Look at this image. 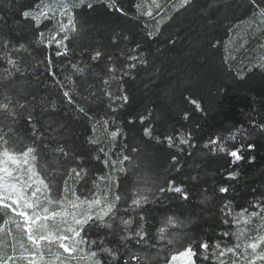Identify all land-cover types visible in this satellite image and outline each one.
I'll use <instances>...</instances> for the list:
<instances>
[{
	"label": "trees",
	"instance_id": "1",
	"mask_svg": "<svg viewBox=\"0 0 264 264\" xmlns=\"http://www.w3.org/2000/svg\"><path fill=\"white\" fill-rule=\"evenodd\" d=\"M45 2L50 3L51 0ZM88 2L93 4L91 9L82 6L76 12L80 31L69 46L70 54L56 57L58 49L55 44L46 48L35 43L41 31L45 34L46 43L55 33L53 25L45 22L40 29H36L33 22L19 16L21 10L39 3V0H0V41L9 39V47L24 44V49L12 55L21 61V67L26 70L22 76L17 75L11 81H4L0 93L7 89V94L15 96L22 89L28 101H35V115L39 118L37 123L41 131L45 127L58 130L60 139L50 147L62 144L74 155L84 154L86 150L93 153L96 151L95 146L85 144L86 138L93 135L91 128L94 124L95 136L106 147H110L102 120L115 116L128 145L139 149L134 156L135 166L121 182V191L129 196L133 188L143 187V181L146 180L148 186L153 188L166 186L168 179L185 184L191 196L187 203L180 202L175 194H167L168 199L163 203L148 204L144 209L148 216L146 229L151 243L156 242V230L163 226L162 220L168 215L191 221L186 228L169 229V236L175 232L181 238L173 245H165L168 251L162 252L161 257L182 250L192 241L197 242L198 251V243L203 239L209 243L217 240H224L228 245L237 243L234 236L224 238L218 235L221 231L236 230L235 226L220 223L221 207L231 200L234 212L244 207L252 211L254 209L249 207V201H254V197L264 193V135L250 125V120L264 123V71L253 68L248 72L251 65L264 59V29L253 35L252 29L244 23L251 16L248 0H193L191 6L176 12L172 9L179 4V0H155V3L153 0H116L117 6L124 10L123 14L107 7L110 0ZM155 4H160L163 10H158ZM150 10L153 15L146 16L145 13ZM157 11H160L159 16L156 15ZM161 17H170L165 20L166 26L156 23ZM254 26L260 27L255 23ZM157 28H160L159 32ZM148 32L156 35L149 39ZM137 44L140 45L139 51L145 53L148 63L138 65L131 76L124 77L122 81L129 103L113 114L107 108L108 99L100 92V99L89 104L92 109L90 114L95 119H81L74 108L67 104L62 92L70 90L77 97H87L88 85H95L99 90L103 79L109 75L108 55H113L117 67H123L127 61L120 57V52L123 51L125 57L138 54L128 51ZM97 49L106 55L93 63L90 54ZM85 51L89 55H85ZM49 56L55 65L54 71L59 83L54 82L47 72ZM78 62L80 67L90 65L83 76L75 73L72 68ZM5 66L0 62V69ZM240 71L245 73L244 79L237 77ZM66 77H71V80L66 81ZM62 83L67 85L63 89L59 86ZM192 100L201 104L200 111L196 110ZM185 111L189 113L188 120L183 119ZM141 115L146 117L143 125L139 122ZM130 116L135 119L131 125L127 122ZM150 125L153 127V137L160 136L162 141L165 135L176 136L183 131L187 136L191 132L190 143L195 147L182 146L181 153L174 147L169 148L166 142L157 144L154 139L143 136V128ZM240 126H244L247 133V140L243 141L245 158L242 161L233 165L226 154H213L210 148L204 147L210 138L226 136ZM114 129L115 126L110 123L109 132ZM17 133L22 139L10 140L9 146L15 144L17 150H23L26 143H30V129L23 120L17 125ZM248 142L256 145L251 151L246 149ZM241 143L238 139L229 142V147H239ZM173 155L178 157L179 172L172 163ZM249 157L254 159L250 161ZM53 160L65 164V167L77 166L73 160L65 162L63 156L51 154H46L40 164L47 166ZM80 166L93 169V174L95 170L102 169V165L95 161L81 163ZM229 171L237 175L226 180ZM192 176H198V180L192 181ZM60 183L62 185L63 181ZM224 185H229L230 191L219 194L218 188ZM205 195L209 199L201 204ZM121 215L134 218L132 230L135 231L139 223V212ZM2 222L3 219H0ZM107 231L101 230L100 235H106ZM89 238H96L95 229L89 232ZM106 239L113 244L118 243L116 235L106 236ZM129 243L134 253L156 257L155 250L141 249ZM9 251L10 247L7 249ZM150 264L164 262L162 258H154ZM197 264H212V261L198 257Z\"/></svg>",
	"mask_w": 264,
	"mask_h": 264
},
{
	"label": "snow or ice",
	"instance_id": "2",
	"mask_svg": "<svg viewBox=\"0 0 264 264\" xmlns=\"http://www.w3.org/2000/svg\"><path fill=\"white\" fill-rule=\"evenodd\" d=\"M155 3V0H153ZM193 0H179V4L172 10L176 12L183 10L186 6H191ZM82 6L91 9L93 4L88 0H39V3L31 5L19 12V16L25 21L34 23L36 29L48 22L55 28V33L49 37L45 43L44 32H38L35 43L51 48L55 44L58 49L56 57L68 56L70 54V44L79 35V27L76 19L77 10ZM110 10L123 14L124 10L118 7L116 0L107 3ZM138 7V6H137ZM155 7L162 11L160 4ZM248 7L251 16L246 23L252 29L253 35L257 31L264 29V0H248ZM160 11L156 15H160ZM152 16V11L145 13ZM170 17H161L157 20L158 25H165V20ZM259 25L260 27H256ZM166 26V25H165ZM160 28H157V32ZM149 39L156 33L148 32ZM127 40V37H124ZM116 42L114 36L113 43ZM11 41L3 39L0 41V62L6 66L0 69V87L4 81H11L17 75H23L26 71L21 67V61L13 58V53L24 49V44L19 47H9ZM215 46V45H214ZM243 47V45H241ZM140 45L128 49L130 54L125 57L124 52H120V57L127 62L123 67H117L113 55H108L107 68L108 76L103 79L102 87L99 90L95 85H88L89 93L87 97H77L74 91L64 90L63 97L67 104L72 106L76 114L87 121L95 119L90 113V102L94 103L100 99L99 93L109 101L107 108L113 114L118 108L129 103V96L124 91L123 79L130 77L138 65H146L148 61L145 53L139 51ZM89 55L87 51L84 53ZM106 53L97 49L90 54L91 62L102 59ZM227 59V58H226ZM79 62L72 65L75 73L83 76L90 67L78 66ZM253 68L264 71V59L248 68L251 72ZM55 65L51 56L47 58V72L54 82L59 83L54 71ZM94 75H98L95 74ZM239 79L245 78L243 71L237 72ZM70 81L71 77H66ZM114 85L119 87L114 88ZM63 89L66 83L59 84ZM5 89L0 98V264H150L154 258H162L164 264H197V258L204 261L211 259L212 264H264V193L254 197V201H249V207L254 210L249 211L248 207L241 208L238 212L233 211V202L226 201L220 209V223L224 226H235V231H221L219 236L228 238L235 237V244L228 245L224 240H217L209 243L203 239L198 243L192 241L182 250L160 256L162 252L167 253L165 245H173L180 239L178 233L169 236V229H183L191 221L181 220L175 215H168L162 220L161 227L155 233V243L149 240V232L146 229L148 216L144 209L148 204L163 203L168 199L167 194H175L180 202L187 203L191 196L183 182L178 183L175 179H168L166 186L156 188L149 187L148 181H143V187H135L131 190L130 196L121 191L122 178L126 179V174L135 166L134 156L139 151L136 146H129L126 136L120 127L115 116L102 120L104 131L108 134L110 147L95 136L96 125L91 128L93 135L85 140V144L95 146L93 153L86 150L84 154L74 155L62 144L50 147L53 143H58L60 137L58 130L45 127L41 131L37 123L39 119L35 115V101H28L23 90H18L15 96L7 94ZM120 93V94H117ZM95 98L94 100L92 98ZM23 101V102H22ZM191 103L197 111L201 110V104L196 100ZM115 105V107L113 106ZM53 108L55 105L52 106ZM43 114V110H42ZM107 116V113H105ZM183 119H189L187 111L183 114ZM23 120L30 129V143H26L23 150H17V145H10V140L20 141L22 137L17 133V125ZM146 117L141 115L139 122L143 125ZM128 124H134L133 117L128 118ZM99 123V121H97ZM115 129L109 132V124ZM250 125L264 135V123L250 120ZM145 138L154 139L157 144L166 142L169 148H176L178 152H183L182 146L195 147L191 144L192 134L187 136L180 131L176 136L165 135L163 141L160 136L153 137V127L150 125L143 128ZM118 137H124L118 139ZM241 140V146L233 145L229 147V142ZM247 133L244 126L236 128L228 135L210 138L204 145L210 148L212 153L226 154L233 165L242 161L244 157ZM178 141V143H177ZM254 142H248L246 149L251 151L255 148ZM63 156L65 162L73 160L77 166L65 167V164L53 160L50 165H41L40 160L46 155ZM85 156L87 159H85ZM101 156L103 158H101ZM254 157H249L251 161ZM172 163L176 165L179 172L180 166L178 157H171ZM98 162L102 169L95 170L80 166L81 163ZM237 173L229 171L225 176L226 180L236 177ZM192 181H197L198 176H192ZM63 181L62 185L60 181ZM90 182V186H89ZM230 191L229 185L220 186L219 194H227ZM204 196L200 201L203 204L208 200ZM126 204V207H121ZM139 212V223L135 231L132 230L134 218H124L121 213ZM253 218L260 221L253 226ZM96 230V238H89V232ZM101 230H108L106 235H100ZM256 231L255 236H249L250 231ZM122 233V234H121ZM118 236V243L113 244L106 236ZM11 240V244L7 241ZM241 241L243 248L241 247ZM144 249H153L156 257L148 254H139L132 251L130 243ZM112 244V246H109ZM11 248L12 255L7 252ZM62 250V251H61ZM230 254V258L229 257Z\"/></svg>",
	"mask_w": 264,
	"mask_h": 264
},
{
	"label": "rangeland",
	"instance_id": "3",
	"mask_svg": "<svg viewBox=\"0 0 264 264\" xmlns=\"http://www.w3.org/2000/svg\"><path fill=\"white\" fill-rule=\"evenodd\" d=\"M259 223H260V221H259L258 219L253 218V226H252V227H254L256 224H259ZM256 234H257V233H256L255 230L250 231V232L248 233L249 236H255ZM237 242H238V241H237ZM244 242H246V241H241V242H240L242 248H243V243H244ZM8 243L11 244V241H8ZM61 251H62V250H61ZM8 254H9V255H12V254H13L11 248H10V251L8 252ZM228 258H230V254H229V257H228ZM176 264H179V261H177Z\"/></svg>",
	"mask_w": 264,
	"mask_h": 264
}]
</instances>
